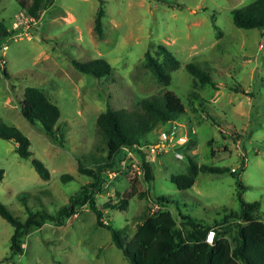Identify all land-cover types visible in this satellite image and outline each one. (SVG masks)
<instances>
[{
    "label": "rangeland",
    "instance_id": "1",
    "mask_svg": "<svg viewBox=\"0 0 264 264\" xmlns=\"http://www.w3.org/2000/svg\"><path fill=\"white\" fill-rule=\"evenodd\" d=\"M18 1L0 0V22L17 26L19 32L6 39L8 76L0 73V123L18 128L30 141V156L23 159L13 140L0 138V203L13 215L27 217L22 193L32 210L54 215L91 181L78 172L77 160L89 167V155L105 154L96 126L100 112L128 108L142 97L170 90L186 111L147 136L152 145L161 144L158 153L145 152L153 179L145 183L131 167L104 179L103 191L95 197L99 208L129 198L125 209H105L103 221L125 227L130 238L159 195L171 199L168 206L176 218L182 214L203 225L239 211L240 195L246 202L259 201L258 217L264 221V29L237 27L231 14L253 0H104L101 38L93 30L100 0H52L35 22ZM158 44L180 62L168 85L158 83L145 66V52L155 54ZM93 58L106 59L112 72L97 79L70 62ZM190 62L207 71L211 82L194 79L185 69ZM29 86L40 88L58 106V141L49 139L38 121L29 123L21 115L20 101ZM237 87L246 93L235 91ZM192 91L199 94L197 100ZM174 126V139L161 142V132ZM189 140L192 144L181 147ZM186 153L199 164L225 170L199 172L191 187L179 189L169 177L186 172ZM31 158L44 164L47 179L35 171ZM63 174L72 179L62 181ZM128 174H135L134 189ZM12 233L11 224L0 216V264H131L109 229L97 225L88 204L63 225L47 221L31 227L22 252H11ZM234 236L231 227L226 237L232 241Z\"/></svg>",
    "mask_w": 264,
    "mask_h": 264
},
{
    "label": "trees",
    "instance_id": "2",
    "mask_svg": "<svg viewBox=\"0 0 264 264\" xmlns=\"http://www.w3.org/2000/svg\"><path fill=\"white\" fill-rule=\"evenodd\" d=\"M27 16L37 20L40 13L46 9L52 0H30L25 5L18 1ZM104 0L95 13L93 30L101 38L103 36V17L105 10ZM232 21L240 28L264 29V0H253L250 3L234 8L231 11ZM8 26L0 22V43L9 34ZM72 66L81 73L89 74L94 78L108 76L112 72L111 64L104 58H93L87 61L72 59ZM145 66L154 75L156 81L168 85L171 80L170 72L180 66L179 60L164 44H158L155 54L145 52ZM185 69L201 84L211 82L210 74L195 63H187ZM2 74L8 76L6 69ZM235 91L246 93L243 88ZM197 100V92L190 93ZM20 113L29 122L38 121L41 130L49 139L58 141L57 121L60 110L50 101L47 95L38 87L29 86L24 89L20 101ZM186 109L181 99L172 91L166 90L161 94H151L139 99L135 105L128 108L113 109L107 107L96 117L97 132L104 145L105 154L95 157L89 155L91 165L86 167L77 160V170L80 174L88 176L91 181L82 185L78 192L69 199L67 205L60 206L55 214L44 209L32 210L27 204V193L20 194L27 217L24 220L13 215L9 209L0 203V216L13 227L10 236L11 252H22V242L31 227L40 228L45 222H54L63 225L65 220L77 214L86 204L94 211L96 223L110 231L114 245L121 250L123 256L131 264H264V221L258 217L259 201L246 202L239 195L240 210L230 211L223 215L222 222L203 225L194 222L191 217L179 214L176 218L169 209L171 199L159 195L154 204L160 208L148 213L143 221L137 225L134 234L127 238L125 227L113 228L102 219L103 211L107 208L125 209L129 197H121L117 203H108L101 209L96 205L95 197L103 191L107 178L106 174L118 168L120 162L126 157L125 148L136 153L139 166L143 171L141 175L145 183L153 179V168L147 159V154L140 149L142 146L153 144L147 136L159 125L174 122ZM0 138L13 140L17 146L16 151L20 158L30 156V141L18 128L0 123ZM187 141L181 147L192 144ZM188 166L185 173L171 174L169 179L179 189L191 187L199 172L217 173L225 168L199 164L195 156L186 153ZM30 163L40 177L47 179L49 173L44 164L31 158ZM130 166L128 165V168ZM3 170L0 169V180ZM128 180L133 187L135 174H128ZM62 181H69L72 176L63 174ZM240 187H243L240 183ZM134 189V187H133ZM141 195H144L141 193ZM132 196V195H131ZM215 227L216 236L213 245L204 241L207 230ZM233 227L235 236L231 241L226 234Z\"/></svg>",
    "mask_w": 264,
    "mask_h": 264
},
{
    "label": "built area",
    "instance_id": "3",
    "mask_svg": "<svg viewBox=\"0 0 264 264\" xmlns=\"http://www.w3.org/2000/svg\"><path fill=\"white\" fill-rule=\"evenodd\" d=\"M27 18L30 19V21H34L35 22V19L32 18V17H29V16H26ZM12 26V25H11ZM8 27L7 28V32H9V34L5 37V39H3V41L0 43V73L3 72V70L5 69V66H6V50H7V43H6V39L11 37V36H14L16 37L19 33L17 32V26H12V27ZM178 131L177 129V126H174L172 128V130L170 132H167V131H162L161 134H160V137H161V142H164L165 141H172L174 139L173 137V134L176 133ZM161 148V144H157L156 146L154 145H150V146H142L140 147V149L144 152H149V153H158V149ZM126 151V157L123 158V160L120 162L118 168L116 169H113L111 171H109L106 176H107V179H112L114 178L120 170H123V169H128V165H127V161H129L130 163V167L132 168V170L135 171V173H137L138 175H142L143 174V171L142 169L140 168L139 164L136 162V160H134L133 156H132V152L130 149L128 148H125L124 149ZM178 157L180 158L181 155L178 154ZM231 172H236V169L235 168H231ZM160 208V206L158 204H154L152 209H151V212H154L156 210H158ZM104 223H107V221H103ZM215 236H216V229L215 227H211L207 230L206 234H205V237H204V241L209 244V245H213L214 242H215ZM8 264H12V263H8Z\"/></svg>",
    "mask_w": 264,
    "mask_h": 264
},
{
    "label": "crops",
    "instance_id": "4",
    "mask_svg": "<svg viewBox=\"0 0 264 264\" xmlns=\"http://www.w3.org/2000/svg\"><path fill=\"white\" fill-rule=\"evenodd\" d=\"M170 209V208H169ZM179 218H180V216H179ZM179 218H178V220H179Z\"/></svg>",
    "mask_w": 264,
    "mask_h": 264
}]
</instances>
